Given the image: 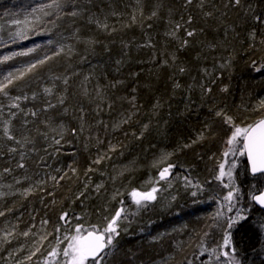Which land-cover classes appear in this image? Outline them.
<instances>
[{
  "label": "trees",
  "instance_id": "16d2710c",
  "mask_svg": "<svg viewBox=\"0 0 264 264\" xmlns=\"http://www.w3.org/2000/svg\"><path fill=\"white\" fill-rule=\"evenodd\" d=\"M51 2L0 0V61H4L0 63V80L9 72L52 56L45 65L36 69L34 76L29 74L25 77L30 83L22 91L18 87L13 88L12 94L27 95V100L19 101L21 107L37 112L46 107L45 100L56 103L58 95L66 96L65 105L47 113L41 112L39 117H27L28 131L35 142L23 149L25 168L17 166L19 152H8L11 142L0 143V173H9L2 185L7 184L14 171L18 170L21 179L27 180L33 187L34 194L38 192L36 196L47 187V193L37 199L1 200L0 212L4 215L0 216V220L11 226L21 214L19 211L29 210L39 212V219H47L48 228L52 229L60 222L63 212L79 214L88 210L96 215L103 210L106 199L101 201L103 194L95 195L93 191L94 186L104 184L103 180L95 178V183L90 181L88 171L93 160L78 150L79 143H82V125L91 127L92 123L82 113H91L99 102L93 95L85 96L82 92L81 82L88 76L90 80L85 81L88 91L94 94L99 88L104 97L100 105L104 108L108 104L122 107L125 100L135 97L132 111L127 115L130 117L128 123H120L121 118L113 116L123 126L116 138L121 151L128 158L138 160L141 168L151 156L172 153L174 176L184 181L191 180L196 186L191 188V192L184 183L186 191L178 208L171 213L147 212L142 215L141 223L135 230L136 236L120 242V251L125 256L122 264H155L169 258V264H187L200 253L197 242L202 231L210 232L206 238L207 246L214 242L215 234L223 237V228H205L218 210L214 200L217 194L210 188L217 180L219 165L224 164L227 171L233 163L232 186L238 190L239 198L233 201V212L229 213L226 205L224 217L235 216L242 208L247 218L230 230L231 240L243 264H264V229L259 226L264 221V211L250 200L252 184L255 182L258 187L264 186V179L250 174L246 155L241 156L239 152L236 155L230 153L227 157L223 155L229 128L215 116L216 111L223 109L241 127L264 118V108L259 107L260 101L264 100V71H255V66L264 64V43H261L264 40V24L256 23L254 19L256 16L264 17V0H243L240 9L226 6L228 0H204L203 7L194 2L187 8L184 7L185 0H142L139 6L137 0H91L90 3L88 0H68L63 12L83 9L82 14L75 18L63 14L58 18L55 11L50 16H44L39 9ZM157 7L158 17L148 19ZM206 12L213 15L206 16ZM92 14L106 22L109 30L98 29L94 23H89L88 18ZM133 14L136 15L135 21ZM189 15L193 21L187 27L194 29L196 34L188 38L190 43L186 48L177 50V43L170 41L165 33L170 29V22L174 23L182 16L186 19ZM77 30L79 37L98 41L94 48H86L84 43L77 42L74 38ZM252 31L256 32L255 41L249 39L248 34ZM17 32L25 33L27 38L15 35ZM180 34L183 36V31ZM149 38L152 47L142 46L149 43ZM68 46L76 51L71 59L63 53L54 55L61 47L66 52ZM29 49H34L29 55H13L28 52ZM172 53L177 57L175 64L164 66L163 61L170 59ZM5 57L12 58L5 61ZM117 61L121 63L117 64ZM222 64L226 66L221 67ZM179 66L187 71L180 73ZM205 69L209 73L207 76ZM76 76L78 81L75 83L73 79ZM65 77L69 78L66 92L63 84ZM177 82L179 88L175 87ZM201 85L211 87V93H204ZM45 88H52L54 95L47 96ZM224 88H227L226 92L222 91ZM33 93H36L35 100L32 99ZM65 107L66 112L63 111ZM9 111L17 110L5 107L0 113V127L3 120L9 118ZM45 116L50 117L56 127L63 125L61 130L72 144L71 149H58L60 145L52 149V136L55 134L48 129V139L41 135L45 132L42 122ZM21 122L22 114H19L13 124L19 129ZM201 133H204V138L193 143ZM33 148L35 151H32ZM44 168L50 169L52 176L59 178L64 175V178L52 183L43 181L46 186H40L38 183L42 182V175L48 172ZM147 168L143 171V180L147 179ZM224 181L226 183L228 178L225 177ZM134 187L137 188V185ZM102 192L105 193V190ZM193 192L196 194L193 195ZM88 198L91 202L85 209ZM129 198L127 196L126 200ZM122 205L126 210L128 205ZM223 223L224 220H221ZM173 228L185 229L186 233L174 236L168 243L145 242Z\"/></svg>",
  "mask_w": 264,
  "mask_h": 264
},
{
  "label": "snow or ice",
  "instance_id": "6c2138e0",
  "mask_svg": "<svg viewBox=\"0 0 264 264\" xmlns=\"http://www.w3.org/2000/svg\"><path fill=\"white\" fill-rule=\"evenodd\" d=\"M90 3L91 0H88ZM197 3L198 7H203L204 0H185L184 7L192 5L193 3ZM142 0H137V5H141ZM243 0H228V5L234 8L240 9L242 7ZM68 0H52L50 4H46L41 6L39 11L44 16H50L53 14V11L56 12L57 17L61 14L70 17H77L82 14L83 9L80 10H70L67 12H63V9L67 7ZM46 9L48 11H46ZM140 15L143 17V9L140 7ZM159 15V8H154L151 12L148 19L156 18ZM206 16H212L213 13L206 12ZM133 21L136 19V15L133 14L132 16ZM256 23L264 24V17L256 16L254 17ZM193 21V17L189 15L186 19L182 16L180 20L175 21L174 23L170 22L171 26L170 29L165 33V36L170 41H175L177 43V50H183L186 48L191 38L195 36V30L187 27V25H191ZM89 23H94L98 29L108 31L109 26L106 22H102L92 14L88 18ZM15 23H19V21H15ZM151 27V25H149ZM115 29H112L114 31ZM77 33L74 34V38L77 42H82L85 44V47L92 46L94 48L95 44L98 43L97 40L88 38L83 39L79 37ZM183 31L184 35L182 36L180 33ZM17 36H22L23 38H27L26 34L23 32L15 33ZM249 39L252 41L256 40V32L252 31L249 34ZM151 38H149V43L142 46L152 47L150 42ZM261 43H264V40H261ZM34 51V49H29L28 52H19L14 53L13 55L19 56H26L29 55L30 52ZM67 56L68 59H71L73 55H76V51L72 46H68L67 51L61 47L59 51H56L54 55L59 56L61 54ZM12 57H5L4 60H9ZM52 56H46L41 58L37 61L30 63L27 67L18 70L16 72H9L3 80H0V113H3L4 108L7 107L9 110L16 109L17 111H9L8 119H4L2 122V127H0V143L4 141L11 142V145L8 146V152L10 154H15L19 152V162L17 166L21 169L25 168V155L23 153V149L26 145L34 144V138L29 134L28 131V119L27 117H39L41 112L47 113L50 109H56L58 106L65 105L66 96L64 94H60L56 97L57 102L53 103L51 100H45L44 103L46 107L40 110V112L33 111L32 109L25 110L21 107L19 101L21 99L27 100L28 96L24 95H13L12 89L13 88H20L22 91L25 86H27L30 81L26 80L29 74L35 75L36 69L42 67L46 64V62L52 59ZM83 60H86L87 57H82ZM177 57L175 53L170 55V59H165L163 61L164 66H171L175 64ZM4 61H0L3 63ZM121 61H117V64H120ZM256 62H254L255 66ZM226 65H221V67H225ZM178 71L180 73H185L187 69L183 66H179ZM255 71L260 72L264 71V64H259V66H255ZM205 75H209L208 70H204ZM60 79V77H57ZM90 78L86 76L84 81L81 82V89L85 96L90 95L88 91L87 84L85 81H89ZM19 82V83H18ZM63 84L65 87V92L67 91V86L69 85V78L65 77L63 79ZM115 85H113L114 87ZM176 88L180 87V84L177 82L175 84ZM202 91L204 93H211V87H206L201 85ZM135 91V89H133ZM222 91H227V88L222 89ZM44 93L47 96H53V89L52 88H45ZM96 97L98 98L99 102L97 104V108L99 109L100 104L104 102V97L101 94L99 88L96 90ZM32 99H36V93H33ZM5 101L7 103H5ZM135 101V97H132L130 103ZM108 107H111V104H108ZM260 108H264V100H261L259 103ZM63 111L66 112L67 108H63ZM83 112V109H81ZM19 114H22V122L20 124L19 129L15 127L13 124V120L17 118ZM215 116L222 119L223 123L228 125L229 128V135L228 138L225 140V144L227 146L226 151L223 153L225 157H227L230 153L232 155H236L239 152V155H247L248 163L250 166V171L253 177H260L264 179V118L254 122L253 124L247 125L245 127H241L237 124L234 118L228 115L223 109L216 111ZM83 119V117H81ZM130 117L124 118L120 123H128ZM45 125V132L41 133L45 139H48L49 132L48 129H51V133L55 135L52 136L53 142L55 144L60 143V139H57L56 136L62 138L63 132L62 128L63 125L56 127L51 122V118L45 116L44 120L42 121ZM119 125H114V127H118ZM83 127V125H82ZM145 129H147V125H145ZM39 131V129H37ZM75 132V130H73ZM204 138V133H201L197 140H194L193 143L198 142L199 140ZM239 146V147H237ZM183 147H191V145H184ZM112 150H115L114 147ZM35 151V148L32 149ZM172 153H165L161 156L160 164L165 166L159 168V179L166 180L168 175L170 174V170L175 167V165L167 163V160L170 158ZM103 157L93 161L95 164H99L100 160ZM235 168V164H231L227 171H225L224 164L219 165V172L215 179L220 180L223 183L225 188H229L231 184H233L232 180V169ZM6 172L10 171V169H5ZM59 171V169H57ZM74 171V170H73ZM89 171H92L90 168ZM66 175V174H65ZM228 178V182L224 183V177ZM64 177L60 176H51L53 181L62 180ZM20 181L18 180L17 183ZM188 184H191V180H187ZM102 185H97V190L101 188ZM253 191L250 192V200L254 202L256 205H259L260 208H264V186L258 187L257 183L252 184ZM33 189L28 188L25 190L24 195L30 193ZM157 189L153 187L150 191H137L135 189L131 190L129 193L132 202L137 206V209L146 207L147 202L153 201L156 199L155 193ZM193 195L196 193L193 192ZM80 195H83L81 193ZM79 198V197H78ZM115 198V196H114ZM238 197V190L233 188L223 197V201L226 202L227 211L229 213L233 212V208L235 204L233 203L234 200H237ZM123 203V202H121ZM218 204L221 202L218 200ZM125 212V209L122 207L119 210L115 211L114 215L111 217H105L104 223L101 225L91 224L88 227H85L84 224H76L70 225V217L68 212H63L59 219L63 222V224H57L55 226V232L61 233L62 235L57 236L55 240L54 246L50 248L47 252V255L44 257V264H110L111 258L114 256L117 246L118 240L117 237L120 235V222L122 219H127V216H122V213ZM4 215V213L0 212V216ZM247 217H241L239 210L237 211L235 216H228L226 219L224 217L223 211L218 209L210 218V223H208L205 228H223L224 234L222 243H219L215 247L207 246L206 238L209 237L210 232L208 230L202 231L200 238L197 242V247L200 250V255L207 257L206 264H243L242 260L238 257L236 252V246L234 245L233 241L231 240V229H233L234 225L239 222V219H246ZM75 219L79 220V217H75ZM221 220H224V223L221 224ZM48 220H42L41 225H47ZM260 228L264 229V221L260 223ZM35 227V225H33ZM73 233V234H69ZM29 233L25 232L24 235L27 236ZM11 235V233H9ZM48 234H45L41 237V239H46ZM7 239V237H5ZM158 239V238H155ZM63 245V247H61ZM40 251V248L37 247L34 251L31 252L28 259L31 260L32 256H35L37 252ZM171 258L164 261V264H169V260ZM39 264V261L37 262ZM187 264H192L189 260ZM201 264H205L204 261Z\"/></svg>",
  "mask_w": 264,
  "mask_h": 264
},
{
  "label": "rangeland",
  "instance_id": "374dc122",
  "mask_svg": "<svg viewBox=\"0 0 264 264\" xmlns=\"http://www.w3.org/2000/svg\"><path fill=\"white\" fill-rule=\"evenodd\" d=\"M77 81L78 77L76 76L74 77L73 82L76 83ZM89 94L93 95L95 97V100L98 101L96 93ZM130 101V99H127V101L125 100L124 105L122 107H119L120 109L118 108L119 105L116 104H111L110 108L108 106L104 108L100 105L98 109L96 104L95 109L91 113H82L84 114V117H89V121H91L92 123L91 127H82L80 138L82 140L83 145L82 143H79L78 150H81L82 152H84V154H87V158H91V160L93 161L103 157V159L100 160L99 164H95L93 163V161L91 162L92 171H88V174L90 175V181L93 183H95V178L103 180L104 184H99L102 185V187L97 190V186H94L93 191L95 192V195H100L102 193L103 196L101 201H104V199H106L107 203L104 206L103 210L96 213V215L90 211L88 212V210H85L83 212L80 211L81 213L79 214L69 212V226L76 224H84L85 227H88L91 224H103L105 222L104 218L111 217L112 215H114L115 211L122 208L123 203H126L128 205L125 212L122 213V216L126 215L127 219H122V221L120 222V235L117 237L118 246L114 256L111 258L110 264L123 263L125 256L120 251V242H122L123 239H128L130 237L133 239L134 236H136L135 230L139 227V224L141 223L142 215L145 216L147 212L167 215L178 208L181 196L186 191V189L184 190L183 188L184 183H186V185L190 187L189 190L191 192L193 191L191 190L192 187H194V189L196 188L193 182L191 183L193 184L192 186L191 184H188L187 181L181 180V178H177L176 176H174L173 168L170 170V174L168 175L166 180L159 179V168L165 165H157L160 161L161 156L164 155V153H161L157 156H151L149 159H146L145 161L147 163L144 162L145 164H143L145 166L141 168V166L138 165V163H140L138 162V160H132L131 158H128V156L121 151L119 145L116 143V138L120 134L123 126H120L116 119L120 117V120L122 121L124 118L127 117L130 111H132L134 103H130ZM117 124L119 126L114 127V125ZM56 138L60 139V143H54L52 149H57L56 147H54L57 145H60L57 147L58 149L59 147H61L62 150L66 148H72V144L67 141L68 139L65 138L64 133L62 138L59 136H56ZM113 147L115 150H112ZM59 153H62V151ZM222 158L223 157H221V159ZM217 160H219V158ZM172 162L173 161L171 155L170 158L167 160V163L172 164ZM147 166L148 176L147 179L143 180L141 177L143 171L146 169ZM46 170L48 172L42 175L44 176L42 182L38 183L40 186H46L44 183L46 181H48V183L55 182L51 179V176L53 174L50 169L47 168ZM17 172L18 170H15L14 173L11 172L13 173L11 179L9 178V182L11 184H8V182L4 185L2 184L6 183L5 180H7L9 173H0V201H14L16 199L22 198H24V200L29 198L37 199L38 197H41V195H45L47 193V187H45L46 192L42 191V194L40 193L38 196L35 195L38 192L36 191L34 194V190H32L27 195H24L26 189H33V187L29 186L30 183L27 180L21 179V173ZM5 175H7V177H5ZM18 180L20 181L19 183H17ZM213 183H215V185L214 187L210 188V191H214L217 194L215 195L216 199L214 200L216 202L218 200L221 202L220 204L216 203V205L218 209L223 211V209L226 208V202L223 201V197L228 193V191L233 189V186L231 184L230 186L232 187L225 188L219 180H216ZM39 185H37V187H40ZM136 185L137 188L134 187ZM153 187L157 189L155 193L156 199L147 202L146 207L140 208L138 210L137 206L132 202L131 197L126 200L127 196H130L129 193L133 189L137 191H150ZM104 190L105 193L102 192ZM90 202V198H88V200L84 204L85 209L86 207L88 208ZM19 212L21 214H19L15 218L14 224H12L11 226H9L8 224L5 225V222H2L0 220V264H37L38 261L39 264H44V257L47 255V252L50 250V248L54 246L57 236L62 235L63 232L56 233L55 228H48V224L42 226V220H40L38 216L39 212L35 213L29 210H21ZM239 213L241 217H245L244 215L246 213L242 208L239 209ZM75 217H79L80 219L77 220L75 219ZM240 220L243 219H239V221ZM58 224H63V222L60 221ZM33 225H35V227H33ZM56 225L57 223L55 224V226ZM25 232H28L29 234L25 236ZM9 233H11V235H9ZM185 233V229L182 230L181 228H173L172 230H170V232L165 231L161 235L155 237L158 239L150 238L145 240V242L148 244L154 242L168 243L173 240L174 236H181ZM45 234H48L47 238L42 240L41 237ZM215 235L216 236H214V242H211V244H209L208 246L215 247L219 243H222L223 237H221L220 235L217 236L218 233ZM183 236L186 237V235ZM5 237H7V239H5ZM186 239L190 241V237H187ZM187 240L186 242H188ZM37 247L40 248V251L37 252L35 256H32L31 260H29V255ZM61 247H63V245H61ZM175 247L178 248V246ZM197 254L198 255L194 257L192 264H201L202 261H204L206 264V255L201 256L200 253ZM155 264H164V261H159Z\"/></svg>",
  "mask_w": 264,
  "mask_h": 264
},
{
  "label": "water",
  "instance_id": "95a60500",
  "mask_svg": "<svg viewBox=\"0 0 264 264\" xmlns=\"http://www.w3.org/2000/svg\"><path fill=\"white\" fill-rule=\"evenodd\" d=\"M246 155V154H245ZM246 160H247V163H248V159H247V155H246ZM248 167H249V171H250V166H249V163H248ZM250 174H251V171H250ZM252 175V174H251ZM255 204V203H254ZM256 205V204H255ZM259 209H261L262 211H264V208H260L259 205H256Z\"/></svg>",
  "mask_w": 264,
  "mask_h": 264
}]
</instances>
